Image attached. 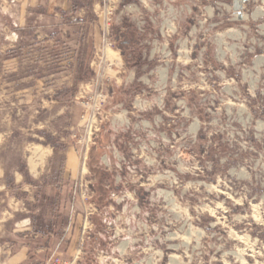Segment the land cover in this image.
Listing matches in <instances>:
<instances>
[{"label":"rangeland","instance_id":"rangeland-1","mask_svg":"<svg viewBox=\"0 0 264 264\" xmlns=\"http://www.w3.org/2000/svg\"><path fill=\"white\" fill-rule=\"evenodd\" d=\"M121 2L0 0V259L264 264V0Z\"/></svg>","mask_w":264,"mask_h":264},{"label":"crops","instance_id":"crops-1","mask_svg":"<svg viewBox=\"0 0 264 264\" xmlns=\"http://www.w3.org/2000/svg\"><path fill=\"white\" fill-rule=\"evenodd\" d=\"M77 1V2H75ZM11 2H13V0H11ZM46 7L50 10H53L54 8H60L62 11H66L69 6L73 3H75L78 8L77 11L75 13V17L76 18H82L84 17L88 12H92L93 14H95L98 17V20H103L106 18L108 13H112L114 11V9H116V7L119 5V3L121 2V0H44ZM25 3L21 4V6H23ZM31 3H29L28 5H30ZM8 6H10L9 4H7ZM27 6V3H26ZM129 13V9H127L125 6L122 10H120L117 13L116 17H121L123 14L124 15H128ZM23 15L22 12L20 10V12H18V14L16 15L15 19L18 20V22H21V19ZM90 37H94V31H92V33L90 34ZM66 154V158L64 159V166H63V177L64 178H75L77 173H74V168L72 167H68V163H70V160L72 158V152L71 150H68V152H65ZM26 168L28 170V173L32 176H35L36 173L38 172V168L35 170V173L31 170V168H29L28 163L26 165ZM19 179V180H17ZM22 180V177L20 176V174H17V177L14 176L13 182L14 184H19V182ZM22 182V181H21ZM30 218L23 216L20 219H17L14 222V230L16 231H23V230H30L31 228V224H30ZM22 227H24V229H21ZM24 235V234H23ZM25 235H28L25 233ZM28 256V250H26L25 246H17V250L15 252H13L10 255H7L6 258H1L0 259V264H23L26 260Z\"/></svg>","mask_w":264,"mask_h":264},{"label":"trees","instance_id":"trees-1","mask_svg":"<svg viewBox=\"0 0 264 264\" xmlns=\"http://www.w3.org/2000/svg\"><path fill=\"white\" fill-rule=\"evenodd\" d=\"M121 4L123 5L124 3L123 2H121ZM125 42V38H123L122 40H121V43L123 44ZM65 182V183H64ZM67 183V181H65V179H64V177H63V164H62V168H61V176H60V178H59V182L57 183V186H58V189H59V191L60 190H63V185L64 184H66ZM58 195H59V193H58ZM58 195H56V197H55V201H57L58 202ZM69 196H70V193H69ZM36 198H38V196L36 197ZM56 209H57V207H56ZM30 216V215H29ZM63 216H65V215H63ZM67 217L68 216H66V217H63L62 219V221L61 222H59L60 223V229H61V227L64 225V224H66L67 223ZM34 224V223H33ZM32 224V228H33V232H37V233H40V231H37L36 229H35V227H34V225ZM62 230V229H61ZM45 233H47L49 236L50 235H55L56 234V232H55V225H52L51 224V226H49L47 229H46V231H45Z\"/></svg>","mask_w":264,"mask_h":264},{"label":"bare ground","instance_id":"bare-ground-1","mask_svg":"<svg viewBox=\"0 0 264 264\" xmlns=\"http://www.w3.org/2000/svg\"><path fill=\"white\" fill-rule=\"evenodd\" d=\"M237 1H240V0H237ZM235 5H237V4H235ZM238 6H240V5H238ZM30 160H31L30 161V163H31V169L32 170H36L38 168V164L39 163H37V162L34 161V157L33 156H31Z\"/></svg>","mask_w":264,"mask_h":264}]
</instances>
